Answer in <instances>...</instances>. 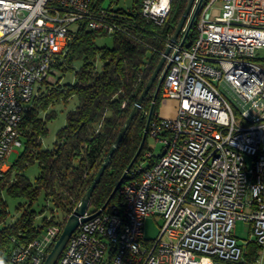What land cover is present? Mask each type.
<instances>
[{
  "label": "built area",
  "instance_id": "built-area-1",
  "mask_svg": "<svg viewBox=\"0 0 264 264\" xmlns=\"http://www.w3.org/2000/svg\"><path fill=\"white\" fill-rule=\"evenodd\" d=\"M173 1L143 0L142 14L163 24ZM113 9L96 0H0V180L74 25L124 32ZM194 24V41L180 46L186 24L167 60L162 97L176 101L175 115L150 121L161 152L145 151L122 202L82 222L57 264H105L111 250L110 264H264L260 253L248 259L250 244L264 250V0H203ZM151 216L163 220L154 238L145 232ZM238 220L251 224L245 245ZM62 230L51 225L16 245L11 262L43 264Z\"/></svg>",
  "mask_w": 264,
  "mask_h": 264
},
{
  "label": "trees",
  "instance_id": "trees-1",
  "mask_svg": "<svg viewBox=\"0 0 264 264\" xmlns=\"http://www.w3.org/2000/svg\"><path fill=\"white\" fill-rule=\"evenodd\" d=\"M96 1L103 5V0ZM187 3L188 0H174L163 24L143 16V0H134L127 8H114L122 15L119 22L125 31L111 35L112 46L97 44L96 38L106 34L81 23L74 25V37L54 63L55 72L60 73L58 81H44L45 88L42 83L35 94L21 123L23 150L0 180V260L5 264L11 263L10 254L16 245L29 243L51 225L64 228L152 77ZM195 26L188 34V46L197 36ZM70 72L75 81L61 83ZM157 85L158 79L94 190L91 212L103 207L135 156L151 107L154 106L151 119L160 114L164 98L162 87L155 97ZM75 96L78 102L67 113L66 125L58 130L53 147L44 148L42 138L49 132L48 122L56 115L53 107ZM148 138L130 173L150 148ZM36 163L39 172L32 179L27 170ZM129 177L127 174L108 209L122 202L120 190ZM41 196L43 204L39 203ZM7 197L18 200L14 211L9 209ZM249 246L258 248L255 244ZM256 249L249 252V260L257 257ZM112 257L111 250L105 264H110Z\"/></svg>",
  "mask_w": 264,
  "mask_h": 264
},
{
  "label": "water",
  "instance_id": "water-1",
  "mask_svg": "<svg viewBox=\"0 0 264 264\" xmlns=\"http://www.w3.org/2000/svg\"><path fill=\"white\" fill-rule=\"evenodd\" d=\"M195 1L196 0H188L185 11L182 14V16L179 20V23L176 26L175 32L170 39V44L167 45V47L164 51V55H162V58H161L160 62L158 63L152 77L148 81L146 87L144 88L142 94L140 95L138 102L136 103L134 109L132 110V112L129 115L128 119L126 120L125 124L123 125L119 135L117 136L114 144L112 145L110 151L108 152L106 158L104 159V161H103L100 169L98 170L93 182L91 183L89 189L84 194L81 201L79 202V204L74 209L73 213L69 216V218H68V220H67V222H66V224L62 230V233L60 234L57 241L54 243L51 251L47 255L43 264H57L60 256L64 252L70 238L75 233V231L78 229L80 224L82 222L88 221V220L96 217L97 215H99L102 212V210H104L108 207V204L111 201L112 197L119 190L121 184L125 180V178L128 174V171L132 168V166L135 164V162L139 158V156H140V154H141V152L145 146L146 140L148 138L149 125H150V121H151L152 114L154 111V106H152L150 111H149L146 128H145L140 146H139L135 156L133 157L132 161L128 165L126 171L124 172L121 179L119 180V182L115 186L111 195L109 196L108 200L106 201V203L103 205V207L101 209H99L98 211H95V212H91L89 215H86V212L89 210L90 201H91L92 195L94 193V190L96 189L97 185L100 183L102 176L105 173V170L109 166L113 155L115 154V152L119 148L122 140L124 139L129 127L132 124L133 119L139 113V110H140V107H141L143 101L145 100L146 96L149 94V92L153 88L156 80L158 79V85H157V88L155 91V97H157V95H158V93L162 87V84L164 82V79L166 77V74L169 70V67H170V62L167 63L168 56L170 55V53L172 51L173 45L178 41V38L182 32L183 27L186 24H188L186 33H185L184 37L182 38V41L180 42V46L182 47L185 44L187 36H188L189 32L191 31V29L194 25V22H195L197 15H198L200 6L203 2V0H199L196 8L194 9Z\"/></svg>",
  "mask_w": 264,
  "mask_h": 264
},
{
  "label": "rangeland",
  "instance_id": "rangeland-1",
  "mask_svg": "<svg viewBox=\"0 0 264 264\" xmlns=\"http://www.w3.org/2000/svg\"><path fill=\"white\" fill-rule=\"evenodd\" d=\"M133 1L134 0H103V6L105 7L113 6L114 8H118V7L127 8L133 5ZM220 4L221 2L216 4V9H217V6H219ZM96 42L99 46H103V45L112 46L113 37L111 35H100L96 38ZM261 53H264V51H262ZM59 74L60 73L55 72V74L50 78L49 81L52 84H55L58 81ZM74 81H75V75L72 72L66 74L61 79V83L74 82ZM45 85L46 84L43 83L42 85L43 89L45 88ZM77 102H78L77 97L75 96L71 98L68 102L61 101L53 107L56 112V115L51 121L48 122L49 132L46 136L42 138V146L44 148L53 147L54 142L56 140L58 130L66 125L67 113L76 106ZM173 102L176 103V101L174 100L164 99L160 105L159 112H161L163 108L166 110L168 108L169 109L173 108V105H174ZM148 143H149V146L154 147L155 153L161 152L162 145L157 143L154 138L149 137ZM22 150H23V147L15 148V151L8 158V162L10 165H12L17 160ZM38 172H39V167L37 163L34 165H31L29 169L27 170V174L32 179L36 178V175L38 174ZM7 199H8L9 209L11 211H14L15 204L18 202V200L10 198V197H7ZM39 203L40 204L44 203L43 196L40 197ZM162 223H163V220L159 216H151L147 218L146 227H145L146 237H152V238L156 237L160 231V226L162 225ZM234 232H235V235L237 236L239 243L243 245H245L246 241L254 238L252 231H251V224L244 220L237 221ZM255 249L256 248L254 246H249L248 250L249 252H252ZM256 250H257V254L260 253L264 257L263 249H262V252H260L261 249L259 248H257ZM0 264H5V263L2 260H0ZM10 264H13V263L11 262Z\"/></svg>",
  "mask_w": 264,
  "mask_h": 264
},
{
  "label": "crops",
  "instance_id": "crops-1",
  "mask_svg": "<svg viewBox=\"0 0 264 264\" xmlns=\"http://www.w3.org/2000/svg\"><path fill=\"white\" fill-rule=\"evenodd\" d=\"M174 103V102H173ZM175 106H176V103H174L173 105V108L171 109H162L161 112H160V115L161 116H164V117H170V116H174L175 115Z\"/></svg>",
  "mask_w": 264,
  "mask_h": 264
}]
</instances>
